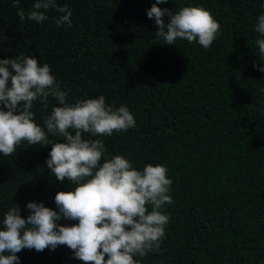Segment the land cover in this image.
Wrapping results in <instances>:
<instances>
[{
	"label": "trees",
	"instance_id": "16d2710c",
	"mask_svg": "<svg viewBox=\"0 0 264 264\" xmlns=\"http://www.w3.org/2000/svg\"><path fill=\"white\" fill-rule=\"evenodd\" d=\"M36 0H20L27 13ZM155 0H56L71 11V26L47 20L20 21L13 0H0V59L38 58L48 64L68 103L104 96L127 106L136 126L104 142L106 157L122 155L133 167L162 164L173 183L170 220L159 252L135 257L138 264H264V54L256 31L264 0H168L173 14L183 7L209 10L220 24L212 46L157 38L147 15ZM168 22V17H165ZM34 101L35 121L45 127L53 107ZM52 142H66L49 133ZM52 145H17L0 153V228L15 205L25 219L29 202L59 212L55 195L74 191L58 181L46 161ZM103 163V159L101 160ZM151 209L149 208V211ZM72 226L78 221L61 219ZM20 264H83L67 246L42 252L24 249ZM107 259V257H106Z\"/></svg>",
	"mask_w": 264,
	"mask_h": 264
},
{
	"label": "clouds",
	"instance_id": "9594fccd",
	"mask_svg": "<svg viewBox=\"0 0 264 264\" xmlns=\"http://www.w3.org/2000/svg\"><path fill=\"white\" fill-rule=\"evenodd\" d=\"M167 2L155 0L147 12L158 26L156 37L167 45H175L178 39L189 43L198 40L205 49L210 48L220 31L211 12L188 6L173 14L159 7ZM19 4L20 0H13L21 22L25 18L43 22L49 18L47 10L56 7L66 13L57 18V26H71V11L67 6L57 7L56 0H36L27 13ZM256 31L264 35V15L259 16ZM256 44L264 54V39ZM256 67L264 72V67ZM49 97L59 106L45 119V130L36 123L32 109L37 100L47 108ZM135 126L127 106H109L102 95L68 103V93L61 90L51 67L46 63L41 66L38 58L0 59V153L12 155L24 141L31 146L51 144L46 161L51 174L60 182L75 185L74 191L55 195L59 212L43 203L29 202L26 219L18 205L5 213L0 228V264H20L17 253L24 249L42 252L58 246H67L83 264H138L135 257L160 251L170 220L161 209L173 202L168 169L162 164H147L137 170L122 155L107 158L104 142L84 135L111 136ZM49 133L66 142H52ZM62 218L78 223L65 226L58 223Z\"/></svg>",
	"mask_w": 264,
	"mask_h": 264
}]
</instances>
